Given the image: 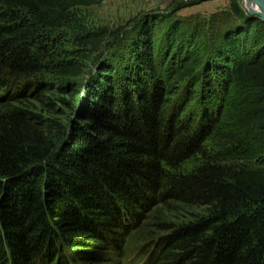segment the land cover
Returning <instances> with one entry per match:
<instances>
[{"label":"trees","instance_id":"obj_1","mask_svg":"<svg viewBox=\"0 0 264 264\" xmlns=\"http://www.w3.org/2000/svg\"><path fill=\"white\" fill-rule=\"evenodd\" d=\"M103 1L0 0V264H264V20L229 0L209 62L146 22L89 77L110 33L64 29Z\"/></svg>","mask_w":264,"mask_h":264},{"label":"rangeland","instance_id":"obj_2","mask_svg":"<svg viewBox=\"0 0 264 264\" xmlns=\"http://www.w3.org/2000/svg\"><path fill=\"white\" fill-rule=\"evenodd\" d=\"M236 3L241 11L248 14L243 0H236ZM69 18V23L64 29V35L68 37L67 46L73 47L75 36L85 32L105 30L110 33L98 51L89 54L85 71L89 77L97 72L102 62L114 58L115 55H125L137 30H141L146 22L153 30L151 46L154 53H159L163 46L168 45V49L170 48L173 26L179 24L183 27L184 34L182 40H176L174 46L177 47L176 50L179 49L180 58L197 54L200 59L209 62L214 60V42L217 35L237 21L229 0H104L99 5L74 9ZM72 120L73 117L70 116L64 125H70ZM212 143L214 150V141ZM193 163L194 160L189 164ZM153 207L160 218L178 221L199 210L179 204H175L173 211H167L160 205ZM149 224L146 230L155 232V225L153 226L152 222ZM129 225L137 224L132 222ZM155 233L162 234L161 231ZM137 238L133 240L135 246ZM68 252L69 248L66 247L65 253ZM143 252L133 248L127 256L131 259L130 263L146 264L140 261L145 256L146 252Z\"/></svg>","mask_w":264,"mask_h":264},{"label":"water","instance_id":"obj_3","mask_svg":"<svg viewBox=\"0 0 264 264\" xmlns=\"http://www.w3.org/2000/svg\"><path fill=\"white\" fill-rule=\"evenodd\" d=\"M255 2L257 3V5L261 11L247 10V13L250 15H258L264 20V0H255Z\"/></svg>","mask_w":264,"mask_h":264},{"label":"bare ground","instance_id":"obj_4","mask_svg":"<svg viewBox=\"0 0 264 264\" xmlns=\"http://www.w3.org/2000/svg\"><path fill=\"white\" fill-rule=\"evenodd\" d=\"M243 5L245 6L246 10L261 11L255 0H243Z\"/></svg>","mask_w":264,"mask_h":264}]
</instances>
